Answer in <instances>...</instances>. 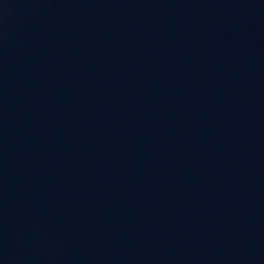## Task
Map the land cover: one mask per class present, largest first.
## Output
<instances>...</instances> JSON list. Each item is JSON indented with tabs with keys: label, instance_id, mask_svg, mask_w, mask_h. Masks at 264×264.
I'll use <instances>...</instances> for the list:
<instances>
[{
	"label": "water",
	"instance_id": "water-1",
	"mask_svg": "<svg viewBox=\"0 0 264 264\" xmlns=\"http://www.w3.org/2000/svg\"><path fill=\"white\" fill-rule=\"evenodd\" d=\"M0 264H264V0H0Z\"/></svg>",
	"mask_w": 264,
	"mask_h": 264
}]
</instances>
